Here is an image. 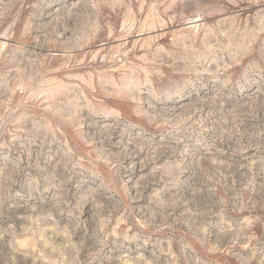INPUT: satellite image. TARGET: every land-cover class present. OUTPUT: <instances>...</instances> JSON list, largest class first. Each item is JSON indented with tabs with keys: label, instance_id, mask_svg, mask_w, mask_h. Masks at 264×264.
Listing matches in <instances>:
<instances>
[{
	"label": "rangeland",
	"instance_id": "obj_1",
	"mask_svg": "<svg viewBox=\"0 0 264 264\" xmlns=\"http://www.w3.org/2000/svg\"><path fill=\"white\" fill-rule=\"evenodd\" d=\"M0 264H264V0H0Z\"/></svg>",
	"mask_w": 264,
	"mask_h": 264
}]
</instances>
